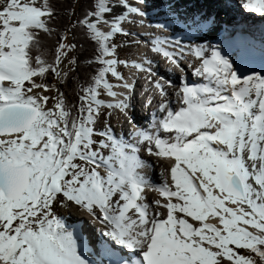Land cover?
<instances>
[{
    "label": "snow or ice",
    "instance_id": "6c2138e0",
    "mask_svg": "<svg viewBox=\"0 0 264 264\" xmlns=\"http://www.w3.org/2000/svg\"><path fill=\"white\" fill-rule=\"evenodd\" d=\"M240 3L264 16V0ZM138 4L145 7L93 0L78 20L96 45L90 63L99 66L78 105L67 104L58 89L55 97L43 94L51 90L46 74L67 76L60 65L75 48L62 36L55 60L46 59L41 33L54 31L50 0L0 5V264H256L245 253L264 264V71L246 72L218 47L192 46L194 74L203 83L179 87L182 106L174 110L156 82L163 115L155 133L137 129V143L130 144L107 124L96 128L103 109L129 107L128 96L114 89L130 93L132 85L111 82L124 81L112 38L129 34L123 28L129 15H145L147 0ZM152 50L180 67L159 43ZM50 99L56 102L47 107ZM139 144L173 161L171 183L156 189L162 199L154 201L165 212H150L144 202ZM58 203L80 206L105 225L104 260L79 250L54 212Z\"/></svg>",
    "mask_w": 264,
    "mask_h": 264
},
{
    "label": "bare ground",
    "instance_id": "6f19581e",
    "mask_svg": "<svg viewBox=\"0 0 264 264\" xmlns=\"http://www.w3.org/2000/svg\"><path fill=\"white\" fill-rule=\"evenodd\" d=\"M3 1H6V0H0V2H3ZM137 3H138V0H136ZM230 1H237V0H230ZM240 1V0H239ZM147 12H149V14H146L143 16L144 18H148V20L150 21V23H152L154 25L155 28H158L157 30H162V32H170L169 33V36L173 37L175 34H179L178 36H183V32H187V31H192V32H198V31H202V28H201V24H202V17H205V16H211L212 13L214 12L213 9H210V6H209V0H205L204 3L202 2H199L198 0L195 2L196 4V8L193 6V7H189V2L190 0H170V2L168 3H162L161 0H147ZM191 3V2H190ZM241 4V3H239ZM171 9V10H170ZM198 10V11H195V10ZM117 11H119V9H117ZM230 11V10H229ZM157 14V17L155 18V20L153 19V14ZM196 12V15L197 14H200L201 12L203 14H201V17L199 18H195L196 21H198L199 23H194L192 22V17H193V13ZM239 13V12H237ZM130 16H134L136 17V15H130ZM195 16V15H194ZM222 15L219 14L217 16V18H220ZM185 18V20H183ZM190 18V19H189ZM131 21V20H130ZM217 21V20H216ZM169 23V27L166 25ZM185 23L187 26H184ZM157 24L159 25H162L161 26H158ZM256 33L261 36V35H264V29H259V30H256ZM134 34L137 35L138 37H141L142 40L141 42L145 43L146 40H144V38L141 36L140 32L138 31V29H135L134 30ZM157 36H155V39H156ZM183 40L184 42L181 43L179 42V40ZM174 42H179L180 45H182L181 48H179L178 50L184 48L186 49V53L187 54H190L189 50L192 46H195V45H191V42L187 41L186 40V37L183 36V39L182 38H177V39H173ZM167 40H165V44H166ZM153 43H156V40L155 42ZM197 45L200 46V43H197ZM151 47V44H149V47H143L141 48V51L144 53L145 50H147V48H150ZM138 48V47H137ZM140 48V47H139ZM153 49V48H152ZM150 48V50H152ZM152 52L155 53V51L152 50ZM69 60L70 58L69 57H66L63 59V62L61 63L60 65V69L62 72L65 71V68L67 67V65L69 64ZM143 66V68H145V66L143 64H141ZM256 71H264V64L261 63L257 70ZM63 77V76H62ZM62 77L58 78L57 79V82H60V80L62 79ZM167 79H169V81L172 83V82H178L177 80V76L176 75H166L165 76ZM39 91V90H37ZM169 92V91H168ZM171 92V91H170ZM119 93H124L125 94V90H121L119 91ZM44 95H47L49 97H55L57 95V91L55 90H50L48 92H45L43 93ZM168 95H170L168 93ZM118 98L120 99H123L124 96H119ZM55 103V101L53 99H50L49 102H48V105L47 107H52V105ZM168 159V163L169 165H167L166 163H160L158 164V166L161 168V171L162 173L161 174H156L154 173L153 174V177H155L156 181L158 183H161L163 181H169L168 179V173L170 174V165L173 163L172 159L170 158H167ZM147 165L145 166V168L147 169ZM154 179V180H155ZM158 187L161 186V184L157 185ZM153 188V186H151ZM156 186H154L155 188ZM147 192H153L149 187H147L146 189H144L143 193H142V196L144 197V202L146 203V200L148 199L149 203H150V200H149V197L150 195L146 194ZM152 197H154V194H152ZM156 199H162L160 198L159 196L156 197ZM155 201V200H154ZM151 208L149 209L150 212H153V211H158V212H161V208L157 207V205H153V204H150ZM74 211V210H73ZM75 216V218L77 219H72V217H65L64 218V221H63V224L65 226V228H67L68 230L70 229V231H72L74 233V235L77 237V242H78V246L80 249L84 248V243H83V239H84V228L85 227V224L83 222H85L86 220L84 218H79L80 215L78 216L76 213L73 214ZM70 216V215H69ZM97 223H99L100 226H105L104 224L100 223V220L97 219ZM90 226V224H89ZM88 228H91L95 234L94 236H92V238H90L89 240L90 241H94L96 243H101V241L98 240V236L96 234V231L94 230L95 227H89ZM91 243V242H90ZM87 258L89 259H93V256L91 255H88Z\"/></svg>",
    "mask_w": 264,
    "mask_h": 264
},
{
    "label": "trees",
    "instance_id": "16d2710c",
    "mask_svg": "<svg viewBox=\"0 0 264 264\" xmlns=\"http://www.w3.org/2000/svg\"><path fill=\"white\" fill-rule=\"evenodd\" d=\"M92 4L93 0H50V5L54 9V18L50 27L54 31L51 35L41 33L42 50L50 63L55 60L56 47L62 36L66 35L70 44L75 45L72 49L75 63L59 85L69 105L79 104L81 88L87 86V82L99 67L95 63H90L96 55V45L86 36V29L78 24V20L83 19L84 14L91 10ZM54 75L49 72L43 82L50 85ZM36 79L37 82H41L40 78Z\"/></svg>",
    "mask_w": 264,
    "mask_h": 264
},
{
    "label": "rangeland",
    "instance_id": "374dc122",
    "mask_svg": "<svg viewBox=\"0 0 264 264\" xmlns=\"http://www.w3.org/2000/svg\"><path fill=\"white\" fill-rule=\"evenodd\" d=\"M134 1H136V0H134ZM6 1H3V2H0V5H3L4 3H5ZM132 6H136L135 4H131ZM128 22H130V19L128 20ZM132 29H135V27L134 28H132ZM130 35H133L134 37H135V40L136 41H138V40H140V42H141V40H142V38L141 37H138L137 35H135L134 34V31L133 32H128ZM66 43H68L69 44V40L68 41H66ZM112 43L113 44H115V46H116V56H118V55H122V56H129V55H136L138 52H137V50L135 49V48H133V47H131V46H129V44H128V41L127 40H125L124 38H122V37H119V36H114L113 38H112ZM138 47V43H137V46H136V48ZM151 48V47H150ZM152 49V48H151ZM68 57L71 59V60H73V52H72V50L71 51H69V53H68ZM71 67H72V64H68L67 65V67L65 68V71H64V73H66L69 69H71ZM118 69V68H117ZM118 71L121 73V75L125 78V74L123 73V71L122 70H120V69H118ZM55 77H56V75H54V80L52 81V83L49 85L50 86V89L52 90H59V92L61 93V91H60V87L59 88H55V86H56V83L57 84H59L60 82H57V79H58V77H56V79H55ZM115 78H111V82L112 83H115ZM61 81V80H60ZM55 101V100H54ZM56 102V101H55ZM102 117H106V119L109 121L110 120V118H109V116H108V114L105 112V110L103 109L102 110V113H101V116L98 118V121H97V124H96V128H98L99 126H101V120H100V118H102ZM95 139H96V137H95ZM61 199H63V198H61ZM54 212H55V214L57 215V217L63 222L64 221V218L65 217H72V219H77V218H75V216L73 215L75 212L73 211V208H72V205H70V206H63L62 204H57L56 206H55V208H54ZM70 215V216H69ZM87 224H88V226H89V223H88V221H85ZM84 222V223H85ZM89 227H92L91 225L89 226ZM243 251V250H242ZM245 254H249V255H253V257H254V259L256 260V264H262V262L260 261V259H259V257H256L255 256V254H251V253H245Z\"/></svg>",
    "mask_w": 264,
    "mask_h": 264
}]
</instances>
